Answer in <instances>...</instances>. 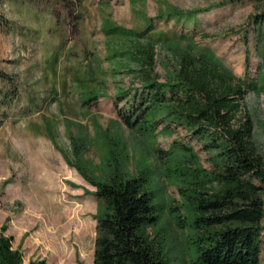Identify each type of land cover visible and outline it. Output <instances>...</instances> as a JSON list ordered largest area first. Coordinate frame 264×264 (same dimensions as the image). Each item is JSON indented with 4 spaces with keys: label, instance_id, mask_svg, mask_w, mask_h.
I'll return each instance as SVG.
<instances>
[{
    "label": "rangeland",
    "instance_id": "1",
    "mask_svg": "<svg viewBox=\"0 0 264 264\" xmlns=\"http://www.w3.org/2000/svg\"><path fill=\"white\" fill-rule=\"evenodd\" d=\"M73 1L79 5L70 18L62 0H0V95L9 87L7 75L18 89L8 106L0 96V113L8 114L0 115V228L24 264H92L98 205L91 180L141 176L157 215L147 231L162 243L166 263L194 264L191 208L180 193L191 176L179 173L181 153L172 142L189 143L207 168L206 155L183 126L141 133L121 122L112 95L139 83L127 71L129 63L109 59L111 38L103 28L140 30L151 22L155 33H190L187 41L154 45L161 80L187 48L210 52L235 77H257L264 63L249 27L254 7L249 0ZM197 10L195 24L177 21L183 17L177 12ZM88 55L96 60L86 63ZM90 89L110 96L97 93V102L87 104ZM244 102L264 160V85L248 91ZM118 107L127 111L124 102ZM167 149L172 151L164 154ZM178 216L187 220L185 227ZM261 247L264 264V231Z\"/></svg>",
    "mask_w": 264,
    "mask_h": 264
},
{
    "label": "trees",
    "instance_id": "2",
    "mask_svg": "<svg viewBox=\"0 0 264 264\" xmlns=\"http://www.w3.org/2000/svg\"><path fill=\"white\" fill-rule=\"evenodd\" d=\"M62 1L71 18L74 5L79 4ZM249 1L254 7L249 27L263 65L264 0ZM196 12H177L183 16H177V21L195 24ZM103 33L111 38L106 47L109 59L129 63L127 71L139 83L117 89L112 95L121 122L141 133H154L159 126L162 133H168L183 126L206 155L207 168L189 143L172 142L181 153L179 173L191 176L180 193L191 208L194 264H262L264 160L255 145L253 119L244 102L248 91L264 85L262 69L257 77H235L220 69L210 52L187 48L180 53L178 65L161 80L154 71V45L187 41L190 33H155L151 22L140 30L106 25ZM114 42L120 43L117 48ZM86 60L96 58L88 55ZM4 80L9 87L0 96L8 106L17 99L18 89L12 75ZM97 93L110 96L103 89H90L85 93V103L97 102ZM120 102H124L126 112L120 111ZM0 115L8 116L6 111ZM155 150L163 154L161 149ZM171 151L167 149L164 154ZM143 181L141 176L91 180L98 205L92 264H167L162 243L147 231L156 223L157 215ZM181 219L178 216V224L185 227L187 220ZM4 230L1 226L0 264H24L20 250L12 246V237Z\"/></svg>",
    "mask_w": 264,
    "mask_h": 264
}]
</instances>
